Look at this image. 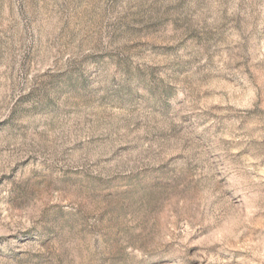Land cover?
<instances>
[{"label": "rangeland", "instance_id": "rangeland-1", "mask_svg": "<svg viewBox=\"0 0 264 264\" xmlns=\"http://www.w3.org/2000/svg\"><path fill=\"white\" fill-rule=\"evenodd\" d=\"M0 264H264V0H0Z\"/></svg>", "mask_w": 264, "mask_h": 264}]
</instances>
